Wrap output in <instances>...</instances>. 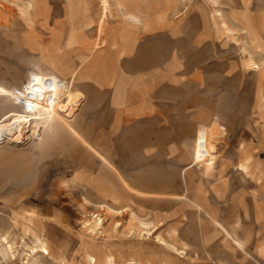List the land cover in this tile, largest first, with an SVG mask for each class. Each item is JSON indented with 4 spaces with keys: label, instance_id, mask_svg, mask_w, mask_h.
<instances>
[{
    "label": "rangeland",
    "instance_id": "obj_1",
    "mask_svg": "<svg viewBox=\"0 0 264 264\" xmlns=\"http://www.w3.org/2000/svg\"><path fill=\"white\" fill-rule=\"evenodd\" d=\"M27 2L34 5L30 19L21 13ZM108 3L103 17L100 0H0V82L15 89L30 73L57 71L67 83L65 55H56L83 33L96 39V47L104 46L106 26L127 23L114 1ZM129 9L142 23L139 9ZM156 11L187 22L192 47L187 43L184 50L192 53L187 54L192 81L184 82L182 75L173 83L181 80L192 90L186 91L192 101L186 111L195 114L201 105L211 119L199 122L193 134L161 129L164 133L156 134L151 144L144 140V158L142 151L127 156L121 143L108 142L98 153L110 167L99 161L83 136L69 130L80 104L64 114L71 128L58 122L52 132L46 129L36 138L30 126L17 141V129L8 130L0 139V239L14 246L15 257L0 256V264H24L27 247L35 248L36 238L48 249L47 256L35 257L38 264H88L87 256L96 264H264V77L260 85L259 72L252 63L247 66L252 56L251 61L264 65V0H156ZM62 34L61 48L55 42ZM36 46L39 56L29 51ZM11 104L0 98V125L12 118ZM199 126L215 131L217 160L212 169L196 166L187 172L186 195L180 170L191 164ZM241 164L248 167V176L237 169ZM208 206L247 256L211 221L201 231L200 223L206 221L195 211ZM97 215L102 226L92 224L91 233L86 225ZM133 217L149 223L152 234L143 236ZM157 238L169 246L178 238L185 253Z\"/></svg>",
    "mask_w": 264,
    "mask_h": 264
},
{
    "label": "crops",
    "instance_id": "obj_2",
    "mask_svg": "<svg viewBox=\"0 0 264 264\" xmlns=\"http://www.w3.org/2000/svg\"><path fill=\"white\" fill-rule=\"evenodd\" d=\"M130 6L133 9L138 8L144 16L142 25L136 26L123 21L118 25L109 24L110 26L105 28L106 43L101 47L95 46L96 39L83 33L78 36L76 44L56 55V58L65 55L63 79L68 80L74 76V86L82 95L79 110L70 121L73 124V133L83 136L86 146L96 154L99 161L109 167L113 165L106 160L105 155L98 153V150L106 149V143L112 141L121 143L120 149L122 152L126 151L127 156L129 152L142 151L144 158V140L145 143L151 144L152 139L156 140V134L164 133L161 129L182 128L193 134L197 124L202 121L208 122L212 115L201 105L195 114L190 110L186 111L192 105V101H187L186 92L192 91L186 86L192 74L188 75L187 72L193 70L192 61L187 58V54L192 53L190 49L188 52L184 50L188 43L186 38H191L187 36L189 32L187 22L177 21L175 19L178 16L165 14L164 11L163 13H160L161 10L156 11V0H133ZM63 36L55 42L61 48L64 46V41L62 43L61 40V38L65 40ZM178 42H183L184 47L178 45ZM48 44L42 43L40 47ZM188 46L192 47V40ZM38 47L28 49L30 54L39 56ZM182 54L186 55L184 60ZM61 65H58V68ZM182 75L185 76L186 83H181L183 82L181 80L179 83H173L174 78H182ZM121 165L134 164L123 162ZM190 165L189 163L186 167L189 168ZM186 167L180 170L181 179L182 171ZM188 168L185 170L186 195L188 194L186 175L193 169ZM186 195L179 198L184 199ZM255 208H259L257 204ZM196 211L195 213L206 221L200 223L202 232L205 231V225L211 221L212 227L219 228L226 236L227 232L218 223L215 210L208 206ZM227 236L235 248L247 256L242 243L228 234ZM174 244L177 247L183 245L181 249L185 246L178 238ZM200 245L203 246L201 243ZM261 254L264 255V249ZM163 259L160 255V263Z\"/></svg>",
    "mask_w": 264,
    "mask_h": 264
},
{
    "label": "bare ground",
    "instance_id": "obj_3",
    "mask_svg": "<svg viewBox=\"0 0 264 264\" xmlns=\"http://www.w3.org/2000/svg\"><path fill=\"white\" fill-rule=\"evenodd\" d=\"M102 2V9H103V17H105L108 9L109 3L108 0H100ZM114 4L117 8L122 11V16L125 18L126 22L129 24H133L136 26L141 25V20L132 14L131 6L127 7L129 3L128 0H113ZM215 2V0H212ZM128 2V3H127ZM124 8H128L124 11ZM34 9V5L31 2H27L22 5L21 13L26 19H30L31 12ZM222 18V15H219ZM102 17V18H103ZM226 29H230L226 23H223ZM90 28V26H88ZM246 50V49H245ZM253 53V52H252ZM262 54V52H258ZM251 55V53H250ZM253 57V56H252ZM252 57L249 58L247 66L252 63L254 69L259 72L261 78L259 80L260 85L264 77V65L259 66L256 62L251 60ZM261 65V64H260ZM34 72V71H33ZM57 72V71H56ZM56 72L50 71H38V73H30L28 75L27 81L22 83L19 88L9 89L5 87L3 83L0 82V98L7 99L12 104L13 114L10 121L7 123L0 125V139H3L4 134L7 133L9 130L12 132V128H16L17 134L16 139L17 141L24 129H30V126H33V130H31L32 137H38L42 132H45L46 129L51 130L54 124L58 122H62V124L68 129L71 128L67 123L64 114L68 109L77 107L80 102L81 98L79 97L78 92L75 90L74 80L75 77H70L67 83L61 81L59 76ZM72 110V109H71ZM67 113V112H66ZM53 126V127H52ZM73 133V129H69ZM30 131V130H29ZM215 131L208 129L204 126H199L197 128L195 140L193 141V150H192V160L191 165L189 168H193L199 166V168H206L212 169L215 161L217 160V146L219 143L218 137L214 133ZM13 135V134H12ZM27 138V136H26ZM14 139V138H13ZM21 139V138H20ZM19 139V140H20ZM188 167H186L187 169ZM188 168V169H189ZM185 169V170H186ZM237 169L244 175L248 176V167L246 165H239ZM185 170L182 171L183 182L185 184ZM182 175V174H181ZM195 206V205H194ZM104 208V207H103ZM108 211L117 213L114 210L106 207ZM197 208V207H196ZM200 210V209H199ZM137 223V227L140 229V232L143 233V236H150L152 234L153 227H150L149 223L142 222L135 217H133ZM92 224L95 227L102 226V220L97 216L93 217V220H89L87 222V227L92 233L91 226ZM97 229V228H96ZM227 235V234H226ZM158 242L162 245H167L171 250L175 251L176 253H185L184 248L178 249L177 245L174 246L168 245L162 238H157ZM36 247L35 248H28L29 255L26 254V262L24 264H36L37 259L35 257L39 256H47L48 249L41 241L40 238H36ZM234 241V240H233ZM170 244V243H169ZM235 244L242 248V246L237 242ZM264 249V248H263ZM15 249L12 244L6 238L0 239V256L6 260L9 256L14 259L15 257ZM31 254V255H30ZM37 257V258H38ZM42 258V257H39ZM38 258V259H39ZM11 260V258H10ZM9 261V260H8ZM86 262L88 264H96V259L91 256L86 257ZM38 264V263H37ZM107 264H113L112 261H108Z\"/></svg>",
    "mask_w": 264,
    "mask_h": 264
}]
</instances>
